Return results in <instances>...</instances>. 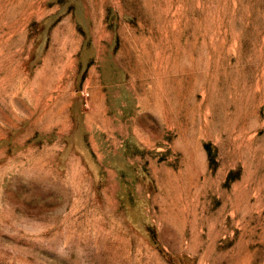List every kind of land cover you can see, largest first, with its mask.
<instances>
[{
    "label": "rangeland",
    "instance_id": "obj_1",
    "mask_svg": "<svg viewBox=\"0 0 264 264\" xmlns=\"http://www.w3.org/2000/svg\"><path fill=\"white\" fill-rule=\"evenodd\" d=\"M18 1L0 264H264V0Z\"/></svg>",
    "mask_w": 264,
    "mask_h": 264
},
{
    "label": "bare ground",
    "instance_id": "obj_2",
    "mask_svg": "<svg viewBox=\"0 0 264 264\" xmlns=\"http://www.w3.org/2000/svg\"><path fill=\"white\" fill-rule=\"evenodd\" d=\"M32 6V4H31V2L28 0H26V1H18V3L15 5V7L12 9L13 10V12H14V14H16L17 13V15L18 14H21V13H25L26 12V10L27 9H29L30 7ZM33 8V7H32ZM3 9V8H2ZM4 11V10H3ZM2 11V12H3ZM29 11V10H28ZM27 11V12H28ZM1 13V12H0ZM22 14V15H23ZM5 16V15H4ZM17 17V16H16ZM23 18V17H22ZM17 20L15 19V20H13V23L14 22H16ZM21 21V20H20ZM18 24V23H17ZM11 25V24H10ZM9 26V25H8ZM16 28V27H15ZM13 29V28H12ZM20 30V29H19ZM56 39V38H55ZM67 40V39H66ZM11 43V42H10ZM64 44V43H63ZM65 49V48H64ZM51 54V53H50ZM68 57V56H67ZM2 65V64H1ZM0 65V66H1ZM8 70V69H7ZM11 71V70H10ZM9 75V74H8ZM10 76V75H9ZM33 93V92H32ZM32 97H34V96H32ZM34 99V98H33Z\"/></svg>",
    "mask_w": 264,
    "mask_h": 264
}]
</instances>
